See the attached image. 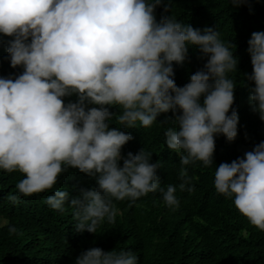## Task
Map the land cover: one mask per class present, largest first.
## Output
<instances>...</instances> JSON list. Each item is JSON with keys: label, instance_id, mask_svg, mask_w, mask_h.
I'll use <instances>...</instances> for the list:
<instances>
[{"label": "clouds", "instance_id": "9594fccd", "mask_svg": "<svg viewBox=\"0 0 264 264\" xmlns=\"http://www.w3.org/2000/svg\"><path fill=\"white\" fill-rule=\"evenodd\" d=\"M248 2L231 0L233 7ZM161 5L169 13L165 0H0V37L9 38L0 43H6L10 67L23 69L0 77V169L23 176L9 201L52 189L62 173L76 169L96 187L81 188L71 199L68 191L56 190L46 203L63 211L67 202L76 231L95 234L105 220L115 222L114 201L134 203L159 190L166 206L179 207L177 187L160 186L161 162L150 163L151 153L141 149L122 158L133 137L110 128L114 117L119 125L147 128L172 113L160 123L174 125L164 143L180 157L181 191L193 190L185 166L213 164L217 135L228 142L236 138V83L229 77L237 71L235 44L222 42L211 27L193 28L171 15L162 13L157 21ZM247 45V79L254 85L248 102L264 122V32L251 33ZM189 46L206 62L180 87L173 65L185 63ZM71 96L76 101L65 103ZM214 187L264 231V141L216 167ZM8 230L17 232L14 226ZM75 264H138V256L130 249L93 247Z\"/></svg>", "mask_w": 264, "mask_h": 264}, {"label": "trees", "instance_id": "16d2710c", "mask_svg": "<svg viewBox=\"0 0 264 264\" xmlns=\"http://www.w3.org/2000/svg\"><path fill=\"white\" fill-rule=\"evenodd\" d=\"M156 8L161 14L171 15L193 28L211 27L220 33L222 42L235 44L234 57L238 59L237 71L230 73L236 87L234 103L239 117L237 136L228 142L223 135L215 137L213 164L185 166L191 179L192 191L178 187L179 155L167 148L164 133L171 122L160 123L165 115L157 117L150 127L119 125L115 117L110 128L130 134L133 139L121 149L122 158L143 149L151 153L150 163L161 162L156 175L160 186L177 187L178 208H169L159 190L149 193L132 203L130 200L114 201L117 216L114 223L106 220L97 227V233L78 232L75 229L74 209L66 202L63 211L51 209L47 197L56 190H66L69 198L79 194V189H93L95 180L69 168L62 173L52 189L18 197V203L8 200L17 194L15 185L23 179L19 172L7 173L0 169V218L7 224L0 225V264H75L83 251L99 247L104 251L131 250L138 256V264H264V231L251 226L234 207L233 199L216 193L214 174L221 163H230L251 151L264 141V122L251 110L248 102L253 83L247 79L252 73L247 41L251 33L264 32V0H249L247 4L233 7L231 0H165ZM8 37H0L7 41ZM6 43H0V77H15L21 67H10ZM199 50L189 46L188 58L182 66L173 65L177 86H184L190 75L206 62L198 59ZM65 103L76 101L75 96L65 97ZM203 97H201V103ZM110 111L119 113V107ZM179 114V113H178ZM231 114V109L229 115ZM122 166L123 159L119 162ZM9 226L17 232L9 233Z\"/></svg>", "mask_w": 264, "mask_h": 264}, {"label": "rangeland", "instance_id": "374dc122", "mask_svg": "<svg viewBox=\"0 0 264 264\" xmlns=\"http://www.w3.org/2000/svg\"><path fill=\"white\" fill-rule=\"evenodd\" d=\"M4 221H6V220L3 219V218H0V225H3L4 224Z\"/></svg>", "mask_w": 264, "mask_h": 264}]
</instances>
